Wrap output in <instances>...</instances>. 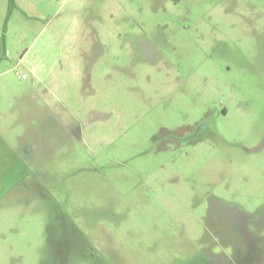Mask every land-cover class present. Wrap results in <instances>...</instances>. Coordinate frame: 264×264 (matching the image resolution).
I'll return each instance as SVG.
<instances>
[{"label":"rangeland","instance_id":"rangeland-1","mask_svg":"<svg viewBox=\"0 0 264 264\" xmlns=\"http://www.w3.org/2000/svg\"><path fill=\"white\" fill-rule=\"evenodd\" d=\"M238 211L264 238V0H0V264H203Z\"/></svg>","mask_w":264,"mask_h":264},{"label":"flooded vegetation","instance_id":"flooded-vegetation-1","mask_svg":"<svg viewBox=\"0 0 264 264\" xmlns=\"http://www.w3.org/2000/svg\"><path fill=\"white\" fill-rule=\"evenodd\" d=\"M236 221L239 222V226L243 230L242 236L244 237V247L237 248L234 252L229 254V261L231 264L235 262H239V264H264L263 253V245L262 241H264L263 237L256 236L254 233H251L250 230L246 227V225L250 224H258V221L243 211H238L234 216ZM220 239V238H219ZM242 259L244 262H240ZM206 262L203 264H226L221 255H208L206 258Z\"/></svg>","mask_w":264,"mask_h":264},{"label":"crops","instance_id":"crops-1","mask_svg":"<svg viewBox=\"0 0 264 264\" xmlns=\"http://www.w3.org/2000/svg\"><path fill=\"white\" fill-rule=\"evenodd\" d=\"M262 256L264 257V253H262ZM228 257H230V256L227 255V256H224L223 258L226 261V264H231ZM240 262H244V261L242 259H240ZM234 264H239V262H235Z\"/></svg>","mask_w":264,"mask_h":264},{"label":"built area","instance_id":"built-area-1","mask_svg":"<svg viewBox=\"0 0 264 264\" xmlns=\"http://www.w3.org/2000/svg\"><path fill=\"white\" fill-rule=\"evenodd\" d=\"M23 77H25V76L23 75Z\"/></svg>","mask_w":264,"mask_h":264}]
</instances>
